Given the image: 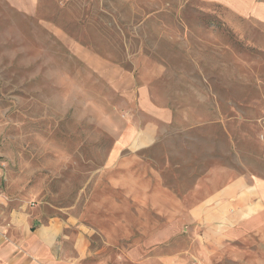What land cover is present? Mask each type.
<instances>
[{"label": "rangeland", "instance_id": "1", "mask_svg": "<svg viewBox=\"0 0 264 264\" xmlns=\"http://www.w3.org/2000/svg\"><path fill=\"white\" fill-rule=\"evenodd\" d=\"M181 191L216 165L264 178V24L218 0H0V205L76 216L122 135Z\"/></svg>", "mask_w": 264, "mask_h": 264}, {"label": "crops", "instance_id": "2", "mask_svg": "<svg viewBox=\"0 0 264 264\" xmlns=\"http://www.w3.org/2000/svg\"><path fill=\"white\" fill-rule=\"evenodd\" d=\"M218 1L264 24V0ZM137 94L155 120L121 136L76 216L0 205V264H264V178L218 164L184 191L165 182L142 152L173 112Z\"/></svg>", "mask_w": 264, "mask_h": 264}, {"label": "built area", "instance_id": "3", "mask_svg": "<svg viewBox=\"0 0 264 264\" xmlns=\"http://www.w3.org/2000/svg\"><path fill=\"white\" fill-rule=\"evenodd\" d=\"M1 188H2V182H1V180H0V191H1Z\"/></svg>", "mask_w": 264, "mask_h": 264}]
</instances>
